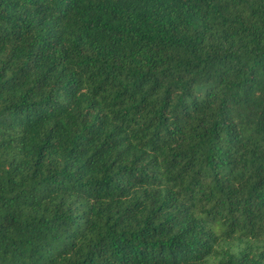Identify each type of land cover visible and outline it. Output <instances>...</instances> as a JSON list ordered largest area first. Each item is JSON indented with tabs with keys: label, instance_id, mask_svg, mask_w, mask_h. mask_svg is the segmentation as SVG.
<instances>
[{
	"label": "trees",
	"instance_id": "obj_1",
	"mask_svg": "<svg viewBox=\"0 0 264 264\" xmlns=\"http://www.w3.org/2000/svg\"><path fill=\"white\" fill-rule=\"evenodd\" d=\"M0 264H264V0H0Z\"/></svg>",
	"mask_w": 264,
	"mask_h": 264
}]
</instances>
